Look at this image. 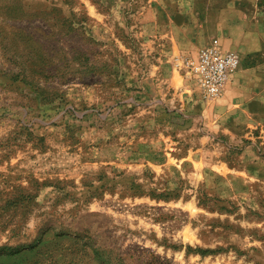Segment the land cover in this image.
I'll use <instances>...</instances> for the list:
<instances>
[{
    "label": "rangeland",
    "instance_id": "374dc122",
    "mask_svg": "<svg viewBox=\"0 0 264 264\" xmlns=\"http://www.w3.org/2000/svg\"><path fill=\"white\" fill-rule=\"evenodd\" d=\"M252 30L258 37L245 36ZM256 40L260 48L246 53ZM205 47L238 58L214 99L175 65ZM156 60L186 84L184 105L168 102L165 119L199 124L202 153L211 150L232 170L209 172L206 156L201 175H192L186 161L183 172L136 181L126 195L106 198L113 212L13 210L20 187L2 182L5 165L32 166L48 132L55 145L56 129L79 126L86 111L135 92L139 99ZM247 71L264 77V0H0V264H264V177L246 180L240 167L243 155L264 159V143L251 147L256 131L232 138L207 125L210 111L239 103ZM232 76L236 84L225 92ZM65 135L78 140L73 131Z\"/></svg>",
    "mask_w": 264,
    "mask_h": 264
},
{
    "label": "crops",
    "instance_id": "0c3cea01",
    "mask_svg": "<svg viewBox=\"0 0 264 264\" xmlns=\"http://www.w3.org/2000/svg\"><path fill=\"white\" fill-rule=\"evenodd\" d=\"M207 24L211 26L212 23ZM161 27L159 30L162 31ZM158 34L165 35L163 32ZM245 36L253 38L258 34L252 30ZM256 42V47L254 44L246 47V53L260 48L258 40ZM160 46L165 51V41H161ZM147 67L150 71L140 81L143 93L139 99L135 92L128 100L86 111L80 116L79 126L65 125L56 129L59 136L55 145L48 142L52 137L48 132L43 145L34 149L32 166L23 165L21 161L5 165L6 179L2 182L20 187L21 199L13 210L19 208L22 212L40 216L54 211L69 212L76 207L111 211L112 205L106 203V198L115 200V197L126 195L124 192L129 191L136 181L167 178L166 173L171 171L175 174L183 172L186 161L191 162L192 175H201L202 161L206 156L205 165L209 172L232 170L234 166L213 158L211 150L202 153L199 124L188 126L181 121L165 119L164 108L168 102L177 101L181 102L180 106L184 105L186 84L181 75L162 60L151 61ZM247 74L241 80L244 91L239 103L232 109L210 111L207 125L209 129L224 131L232 138L236 137L235 134L247 136L256 131L258 135L253 136L251 142V147L255 148L256 143H264V77H250L248 71ZM232 77L225 92L236 84L237 77ZM220 99L227 101L225 93ZM194 108L197 112L200 110L197 105ZM202 115L197 116L201 119ZM70 131L78 139L74 144L69 143L65 135ZM190 133L193 134L192 140L188 139L189 143L185 144L183 139L190 137ZM251 147L246 146L245 153H249ZM243 156L240 167L246 180L263 178L264 159ZM11 203L15 206L13 198L9 201ZM26 226L27 223L23 222L15 229L20 231Z\"/></svg>",
    "mask_w": 264,
    "mask_h": 264
},
{
    "label": "built area",
    "instance_id": "2783aa9c",
    "mask_svg": "<svg viewBox=\"0 0 264 264\" xmlns=\"http://www.w3.org/2000/svg\"><path fill=\"white\" fill-rule=\"evenodd\" d=\"M175 65L185 70L204 98L214 99L220 96L229 75L236 69L238 58L232 52L205 47L195 57L177 58Z\"/></svg>",
    "mask_w": 264,
    "mask_h": 264
}]
</instances>
